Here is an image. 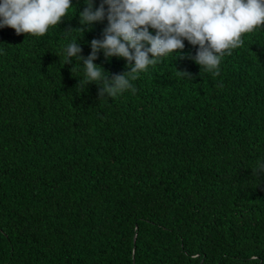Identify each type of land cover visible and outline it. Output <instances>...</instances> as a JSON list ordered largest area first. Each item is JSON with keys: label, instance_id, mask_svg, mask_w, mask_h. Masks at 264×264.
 Instances as JSON below:
<instances>
[{"label": "trees", "instance_id": "1", "mask_svg": "<svg viewBox=\"0 0 264 264\" xmlns=\"http://www.w3.org/2000/svg\"><path fill=\"white\" fill-rule=\"evenodd\" d=\"M71 3L44 36L0 28V264H264V26L218 75L184 40L99 97L77 85L107 5L81 25ZM76 38L83 59L65 63ZM93 63L130 70L103 50Z\"/></svg>", "mask_w": 264, "mask_h": 264}, {"label": "clouds", "instance_id": "2", "mask_svg": "<svg viewBox=\"0 0 264 264\" xmlns=\"http://www.w3.org/2000/svg\"><path fill=\"white\" fill-rule=\"evenodd\" d=\"M85 4L78 13L81 25L104 20L107 5L103 39H93L91 53L83 59L78 55L81 48L77 38L84 29H75L81 35L65 45V63L72 57L83 59L85 78L77 86L96 83L100 85L99 97H115L131 89L139 73L155 66L160 57L179 53L184 40L198 46L195 56L189 58L201 69L218 75L222 58L243 45L245 34L264 26V0H103L95 10L92 0H85ZM72 7L71 0H0V28L14 29L17 35L44 36L69 15ZM100 50L105 58H124L130 70L109 80L108 74L93 63ZM199 255L191 258L199 259Z\"/></svg>", "mask_w": 264, "mask_h": 264}]
</instances>
